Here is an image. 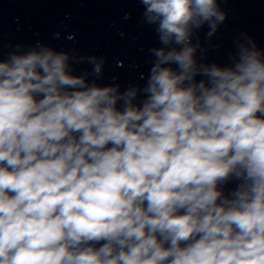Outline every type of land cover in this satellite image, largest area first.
Returning a JSON list of instances; mask_svg holds the SVG:
<instances>
[{
	"label": "clouds",
	"instance_id": "clouds-1",
	"mask_svg": "<svg viewBox=\"0 0 264 264\" xmlns=\"http://www.w3.org/2000/svg\"><path fill=\"white\" fill-rule=\"evenodd\" d=\"M141 2L165 47L140 104L63 51L0 61V264H264V52L199 65L217 0Z\"/></svg>",
	"mask_w": 264,
	"mask_h": 264
}]
</instances>
